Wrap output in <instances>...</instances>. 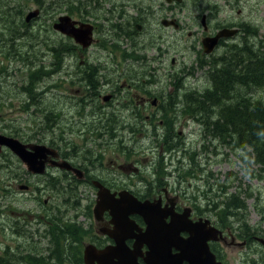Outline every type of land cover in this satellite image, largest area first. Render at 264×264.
Here are the masks:
<instances>
[{
    "label": "flooded vegetation",
    "instance_id": "obj_1",
    "mask_svg": "<svg viewBox=\"0 0 264 264\" xmlns=\"http://www.w3.org/2000/svg\"><path fill=\"white\" fill-rule=\"evenodd\" d=\"M183 1L75 0L74 13L66 14L76 21V28H83L80 31L82 35L88 30L91 44L87 47L75 37L55 29L54 24L61 15L55 17L53 10L36 7L40 13L28 23L40 24L45 30L52 24V34H59L57 38L49 36L50 39L58 41L56 43L69 42L71 52L64 49L60 68L44 77L43 87L37 85L34 88L30 79L31 73L40 64L30 60H13L9 65L5 64L7 69L0 74V89L7 92L5 97L28 96V99L23 100L28 104L22 110H29L31 105L41 113V127L46 131V136L37 141H46L44 145L55 149L56 155L49 156L41 173H35L28 170L11 151L19 162L11 168L6 166L2 161L5 159L3 154H7L8 150L0 153V227L4 232H9L12 228L11 214L14 216L21 207L19 204L12 205L17 208L15 210L7 204L5 207L6 200L14 203L15 200L19 201L17 193L27 195L31 197L36 209L33 208L29 220H23L37 225L36 229L43 226L44 231L40 235L47 237L49 244L42 250L36 247L19 261L0 255V264H34L35 260L43 261L44 264H70L66 262L73 260L66 261L67 254H73V249L76 252L75 264H85L80 260H84V250L88 244L86 239L97 250L109 246L113 253L116 241L108 232H116L119 226L114 223V216L109 210L104 211L100 218L94 214L99 188L95 185L96 181L110 192L117 193V197L119 192L129 191L141 200L160 202L161 208H173V212L178 214L189 210L193 221L214 213L215 219L210 218L211 223L222 230L224 236L210 243L217 261L230 264L229 251H237L247 264L251 260H256V264H264V261L257 262L260 258L263 260L264 255L249 258V255L257 254L258 248L264 251V245L257 240V237H264L263 216L259 214L263 225L255 222L242 227L235 221L231 225L222 224L214 211L204 208L206 204L188 192V189L202 188L204 178L202 182L187 179L188 175L194 176L193 167L188 177L183 175L187 169V159L190 163L192 161V165L194 163L192 146L190 142L186 145L184 143L190 140V133L197 132L196 129L190 131L196 117V108L201 111L208 104L207 97L199 100V96H210L214 89L217 91L215 93L221 94L225 92L228 83H233L234 89L241 87L235 85L237 77L225 80L227 84H218L217 75H223L227 64H231L228 58L232 48L242 49L246 43L251 42L250 46L255 51L258 49L256 38L259 27L250 22L247 16H243V0H222L225 7L218 6L212 0H195L193 9L186 6L179 9ZM234 8H238L237 13L240 15L233 17L231 10ZM217 10H224L220 12L221 17L214 16ZM200 25L203 30L199 28ZM221 31H234V34L218 37L214 49L206 53L205 40L216 37ZM49 57L52 59L51 54ZM15 61L18 64L14 65L13 70L26 71L21 75V85L18 86H15V71H9V66H13ZM202 78L205 85L201 84ZM49 82L55 85L50 87ZM56 86L59 88L56 89ZM202 90L205 91L202 93ZM30 93L36 95L30 96ZM84 106L86 110L81 112ZM50 109L60 110L52 130L46 128V112ZM68 110L71 112L69 116L79 115L80 130H84L83 124L86 127H97V142L74 148V144H82L84 141L80 143L72 137L69 145L64 143L57 146L56 142L51 144L50 139L62 137L63 127L59 121L63 122L65 129L72 130L69 126L75 125L66 115ZM217 117L218 109L215 108L213 116L205 112L200 113L197 119L206 125L210 120H217ZM68 120L69 123H66ZM2 127L0 121L1 134L19 138L22 136L15 130L14 133L4 132ZM199 132L201 135V129ZM32 138L35 137L26 135L22 141L32 142ZM180 143L184 152L175 153ZM89 148H93L95 153H89ZM158 149V153H154ZM164 154L166 157L170 155V166L174 167L176 163L182 174L175 170L170 174H161ZM195 155L197 164L200 163L201 169L198 167V170L204 172L202 168L207 163H202L201 154ZM52 160L67 163L70 167L65 164L61 167ZM210 161L208 159V163ZM195 177L201 180V175L196 173ZM87 190H91L94 196L87 197L84 203L82 197L88 196L84 194ZM83 203L85 207L91 204L92 215L83 213ZM132 218L139 228H147L148 224L142 215L134 214ZM16 219L22 220L21 217ZM170 219L169 216L166 221ZM181 234L184 237L189 235L185 231ZM126 244L133 248L134 240L128 239ZM57 249L62 250L57 254ZM142 249L146 252L148 247L145 245ZM5 251L8 255L14 252L12 249ZM102 259L98 257L96 264H100L99 260ZM143 260V257H138L141 264H145Z\"/></svg>",
    "mask_w": 264,
    "mask_h": 264
},
{
    "label": "rangeland",
    "instance_id": "obj_2",
    "mask_svg": "<svg viewBox=\"0 0 264 264\" xmlns=\"http://www.w3.org/2000/svg\"><path fill=\"white\" fill-rule=\"evenodd\" d=\"M62 2L61 8L56 11L55 17L66 14L69 11L67 10V2L66 0H58ZM213 2H217L218 6L225 7V3L222 0H212ZM194 2L195 0H184L180 5V7L186 6L187 8H194ZM31 7L27 9L26 12L29 10H32L36 7H38L36 4L31 2ZM241 11L243 13V16H247L250 22L254 23L259 27V34L256 37V43L258 48L262 49L264 51V0H243V3L241 4ZM178 10V9H176ZM226 10V9H225ZM231 10V9H227ZM224 10L220 11L223 13ZM233 12V17H236L239 11L238 8H234L231 10ZM220 12L217 10L214 12V16L221 17ZM27 15V14H26ZM40 24H32V27H35L34 30H36ZM201 30H203V27L200 25L199 27ZM189 30V28H187ZM190 31V30H189ZM42 33V32H41ZM58 34H52L51 36L53 38H57ZM23 37H29V34L24 35ZM42 37L36 39H23L22 43H24V49L28 53L27 55H22L19 52H15V44L11 42L5 41L3 45L0 43V67H5V64L8 63V65L13 60H23L28 61L31 60L34 63H49L50 57L49 52L50 48L52 47V42L49 37V35H46L44 38V42L42 41ZM17 41V40H16ZM245 45L250 46L251 42L246 43ZM94 50H97L96 48H93ZM34 53H37L38 58L36 59L34 57ZM27 58V59H25ZM111 64V60L109 62ZM18 64V62H14L13 66H9V71H12V73L15 71L16 75V85H21V75L25 74L26 71H22L20 69H14V65ZM168 65L170 63H167ZM229 64H227V67ZM232 70V69H231ZM49 71L42 70L41 73L38 70H35L31 73V81L32 85L35 88L37 85L43 87L45 84V76L47 75ZM199 75H203L201 72ZM204 78L201 80V84H204ZM59 84V83H58ZM50 87L54 86L55 84L53 82H49L48 84ZM56 89L59 88V86L55 87ZM205 90H202L203 93ZM7 93L5 90L0 89V121L3 123L2 131H6L8 133H14L13 130L17 131L20 135H22L20 138L17 136H13L19 140H25L26 135H33L35 138H32V142L27 143H41L44 144L46 141L43 142V140L37 141V139H44L46 136V131L41 127L42 125V117L41 113L38 111H35L33 107L30 105L29 110H22L28 103H24V99H28L27 95L21 96V97H11V96H4V94ZM254 95H256L257 98H262L264 100V89L257 88L253 91ZM31 95H36L35 93H30ZM200 97V96H199ZM203 98H200L199 100H202ZM226 103L233 102L234 99H224ZM198 101V99H196ZM257 100H254L252 102L253 104H256ZM217 103V102H216ZM210 103H208L205 107H207ZM216 105L211 110H205V107L200 111L196 108V113L205 114V112L209 113L211 111H215ZM241 106V104L237 105ZM251 106V105H247ZM219 109V107H217ZM86 107L81 108V112L85 111ZM78 112V111H77ZM70 110L66 113L67 116L70 115ZM80 113V112H78ZM70 119H72V123L74 122L75 125L69 126L72 127V137L75 141L82 143L85 138H88L89 142H97V134L98 130L96 126H90L86 127L84 125V130H80V120L79 115L75 116H69ZM60 125L63 126V122H58ZM69 123V120L66 122ZM202 126L198 127V124L194 122L191 125L190 131L196 129V133H190L189 139L187 140L184 145L188 144V142L195 143L196 147L200 146L202 159L205 161V157L209 156V159L211 160L209 163V168H206L204 172L198 170L197 175H201V180H199L197 177H188L187 179L190 180H197L202 182V178H204V186L199 189H188L189 194H195V198H199L202 204H206L208 199L203 195V192L208 190L212 185L214 189L208 193L209 197L213 195V193L218 192L220 193V184L221 183H230V190L237 191L239 189L242 190L241 197L246 199L247 203V218L249 223L254 224L255 222H260L261 225L263 223L261 222L259 212L256 208V203L264 202V177L260 178L258 176L251 177L250 172H257V169H259L257 163L255 162V156L252 152V149L249 146L245 147H238L236 150L231 147L222 146L219 144V142H213L210 144L208 139H204L203 135H198L199 129H201ZM203 138V139H202ZM202 139V140H201ZM47 144V143H46ZM210 144L209 149L206 151L208 153H204L205 150H203V145ZM214 150V151H213ZM159 149L155 151L154 153H158ZM250 152V153H249ZM108 153V152H107ZM182 153V152H180ZM251 155V156H250ZM250 156V157H249ZM247 159L245 162L244 159ZM187 168L191 167V163L189 158L186 161ZM164 168V164H163ZM250 170V171H249ZM213 173L214 176L211 175ZM178 174V173H176ZM236 176V177H235ZM208 178V180H207ZM217 179L219 180V183L217 184ZM37 181V179H35ZM88 189L90 187H87ZM14 189V187L12 188ZM25 190V189H24ZM26 191V190H25ZM29 192V191H27ZM30 193V192H29ZM88 197H93L94 193L91 190L84 191ZM248 193H251L252 195H248ZM16 198L19 199V201L15 200V202H10L6 200V204L10 205V207L15 210L17 208H13L12 205L19 204L21 207L18 208V213H16L14 216L11 214V229L9 232H4V230L0 227V253L4 250L3 254L0 255H7V258L13 261H19L23 258L24 255H26L28 252L34 251L36 247H39L41 250L44 249L49 244V240L47 237L41 236L40 233L44 231L43 226H40L39 229H36L37 225H32V223L28 224L27 221H24L23 218H27V220L30 219L31 213L36 209V206H34V203L32 202L31 197L27 195H21L20 193H17ZM15 199V198H14ZM45 199V197H43ZM10 213V211L8 212ZM8 216V214L6 213ZM9 217V216H8ZM17 217H21L22 220H17ZM207 217L211 218L212 220L215 219V214L212 213L211 215H207ZM10 218V217H9ZM228 224V223H227ZM230 225V224H228ZM85 242H88V239L85 240ZM5 249L9 250L12 249L14 252L11 254H6ZM259 251H257V254H251L249 255V258L255 259L258 258L260 255H264V251L262 248H258ZM228 260L230 264H247V262L241 259V255L239 252L235 251H229L228 253ZM264 261L261 260V258L257 261ZM248 264H251L248 262Z\"/></svg>",
    "mask_w": 264,
    "mask_h": 264
},
{
    "label": "trees",
    "instance_id": "obj_3",
    "mask_svg": "<svg viewBox=\"0 0 264 264\" xmlns=\"http://www.w3.org/2000/svg\"><path fill=\"white\" fill-rule=\"evenodd\" d=\"M30 1L37 6L53 10V13H56L62 6V2L58 0H0V43L3 45V43L7 41L15 44V52L17 51L22 55L28 54L24 49V43H22L23 39H36L43 36L42 41L44 42L46 35L52 37L51 35L54 33L52 31V24H50L48 30H45L42 26H39L36 30H34L35 27H32V30H30L32 24L26 22L25 19L27 9L31 7ZM65 2H67V10L70 14H73L75 11V7L73 6L75 0H66ZM27 34H29V37H23ZM51 42L52 49L49 52V56L51 54L52 59H50L49 64L39 63L40 65L37 66L35 70H38L40 73L42 70L49 71L47 74H50L54 70H58L64 59V49L67 52H71L72 46L69 42L59 41V43H56L58 41L54 40H51ZM33 55L35 58H38L37 53ZM228 61H230L231 64L226 68L223 75H217V82L218 84H227L225 80H231L232 77H237L235 85L236 87H241L234 89L233 83H228L225 92H223L224 94L220 95V98L218 93H212L210 96H207L206 101L210 104L205 107V110H211L215 104H217L216 108L219 107L218 116H220V119L216 122L211 121L209 123V132L216 133L219 137L218 141L222 146L231 147L234 148V150L238 147L249 146L255 156V162L259 167L256 173L251 171L250 175L251 177L258 176L263 178L264 100L262 98H257L253 91L257 88L264 89V51L260 48L255 51L252 46L247 45L242 49L234 47L231 49V53H229ZM31 62L34 63L33 61ZM5 69L7 68L0 67V74ZM225 98H233L234 100L232 103H226L224 100ZM217 100L218 102L214 103ZM254 100H257L256 104L252 103ZM239 103L241 106H237ZM59 115V109H50L46 112V128L48 130L53 129V124L56 122ZM48 116L49 118H47ZM62 127V137L60 139H50L52 140L51 144L56 142L57 146H59L64 143L68 145L71 143L72 135L70 128L65 129L64 126ZM87 127H90V125ZM56 131L58 132V130ZM86 140L87 138L82 144H74V148H81L85 143H89V141L86 142ZM6 153L7 154H3L5 155V159L2 161L4 162L3 164L10 168L16 166L19 162L18 158L9 151ZM89 153H95V150L89 148ZM244 160L245 162L247 161L246 158ZM211 175L214 176L213 173H211ZM218 183L219 180L217 179V184ZM210 186L208 190L203 192V195L209 198L204 208L214 211L218 220L224 225L234 224V221L242 227L244 224H248V208L246 199L241 197L242 190L239 189L235 192L230 190V183H221L219 187L220 193L215 192L209 197L208 193L214 189L212 185ZM248 195L252 194L248 193ZM91 208L90 203L87 204L86 207L84 205L83 213L85 212L87 215H92L93 211ZM256 208L259 214L264 218V202L256 203ZM199 209L200 211L202 210L201 207ZM60 250L62 249H57V254ZM73 252V254H67L66 260L72 259L73 261L66 263L75 264L74 259L76 252L74 249ZM80 261L83 262V259ZM34 264H44V262L35 260ZM251 264H256V260H251Z\"/></svg>",
    "mask_w": 264,
    "mask_h": 264
},
{
    "label": "water",
    "instance_id": "obj_4",
    "mask_svg": "<svg viewBox=\"0 0 264 264\" xmlns=\"http://www.w3.org/2000/svg\"><path fill=\"white\" fill-rule=\"evenodd\" d=\"M39 13L40 9L29 11L25 17L26 21L30 22ZM75 25L76 21L68 14H64L58 18L54 27L64 34L75 37L84 47L89 46L91 42L88 40V30L82 35L80 31L83 28H76ZM233 34L234 31L230 33L221 31L216 37L208 38L204 42V51L210 53L216 46L218 37ZM212 93H215V90H211ZM200 97L207 95L201 94ZM6 149L15 154L28 170L35 173L44 170L50 155H56L55 149L44 144L24 143L15 137L0 133V153ZM200 152L203 153L201 148ZM207 158L209 159V156ZM52 161L61 167L67 165ZM95 185L99 188L93 208L94 214L100 218L104 211L109 210L119 229L116 232H108L116 241L113 253L109 246L102 250H97L92 243L85 246V264H96L98 257H103L99 260L100 264H141L138 261L140 256L144 258L145 264H224L217 261L210 246L211 242L224 238L223 232L211 223L209 217H201L193 221L189 216V210L178 214L173 212V208L169 210L161 208L160 202L141 200L129 191H121L117 197V193L110 192L100 182L96 181ZM134 214L143 216L148 224L145 230L135 223V219L132 218ZM169 216L171 219L168 222L166 219ZM183 231L189 235L182 236ZM128 239L134 240L133 248L126 244ZM257 240L264 245V237H257ZM145 245L148 247L146 252L142 249Z\"/></svg>",
    "mask_w": 264,
    "mask_h": 264
},
{
    "label": "bare ground",
    "instance_id": "obj_5",
    "mask_svg": "<svg viewBox=\"0 0 264 264\" xmlns=\"http://www.w3.org/2000/svg\"><path fill=\"white\" fill-rule=\"evenodd\" d=\"M249 171H250V170H249ZM235 177H236V176H235ZM48 188H49V187H48ZM48 188H47V189H48ZM54 189H55V188H54ZM35 190H36V189H35ZM37 193H38V192H37ZM32 194H33V193H32ZM84 194H85V193H84ZM88 196H89V195H88ZM62 198H63V197H62ZM87 199H88V198H87ZM259 206H260V205H259ZM261 207H262V206H261Z\"/></svg>",
    "mask_w": 264,
    "mask_h": 264
}]
</instances>
